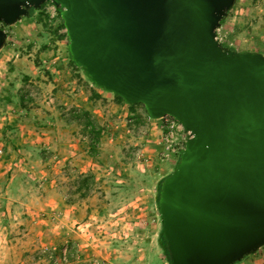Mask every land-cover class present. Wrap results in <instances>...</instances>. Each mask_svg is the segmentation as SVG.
I'll list each match as a JSON object with an SVG mask.
<instances>
[{
	"label": "water",
	"instance_id": "water-1",
	"mask_svg": "<svg viewBox=\"0 0 264 264\" xmlns=\"http://www.w3.org/2000/svg\"><path fill=\"white\" fill-rule=\"evenodd\" d=\"M48 1L93 84L190 132L159 190L171 263L235 264L264 246V54L218 39L235 0H0V23ZM7 37L0 26V49Z\"/></svg>",
	"mask_w": 264,
	"mask_h": 264
},
{
	"label": "rangeland",
	"instance_id": "rangeland-1",
	"mask_svg": "<svg viewBox=\"0 0 264 264\" xmlns=\"http://www.w3.org/2000/svg\"><path fill=\"white\" fill-rule=\"evenodd\" d=\"M40 18L47 19L50 24L46 28L48 31L57 26L64 27L59 7L50 2L41 11L36 10L14 24L0 23L8 31L4 48L0 51V119L10 112L15 114L13 117L11 113V122L3 124L4 130L35 125L58 104L56 94L51 86H47L56 72L44 63V59H50L53 52L39 53L43 46H51L48 36L42 33L46 24H40ZM219 36L227 46L264 54V0H235L219 27ZM67 48L66 43V59ZM61 52L59 49L54 54L59 60L63 58ZM65 74L86 88H99L91 84L82 68L75 63ZM109 95L117 98L114 93ZM50 96L53 98L51 102ZM101 97L100 104L112 102ZM129 105L133 112L125 119L126 124L117 128L110 126L109 138L90 149L89 168L84 166V162L85 170L82 172L73 161L74 164H68L66 170L79 178L61 180L67 182L66 186L76 187L84 177L91 176L85 191L97 194L92 200L90 197L93 196L82 198L86 204L94 205H91L94 211L86 212L81 225L82 238L67 243V264L70 259L73 264H169L159 240L162 219L157 191L160 179L175 169L180 154H164V143L158 132L162 129V119L149 117L141 103ZM82 118L86 120L87 117ZM40 255L45 256L46 253L40 252ZM60 256L61 252L59 259ZM61 264H65L64 261Z\"/></svg>",
	"mask_w": 264,
	"mask_h": 264
},
{
	"label": "crops",
	"instance_id": "crops-1",
	"mask_svg": "<svg viewBox=\"0 0 264 264\" xmlns=\"http://www.w3.org/2000/svg\"><path fill=\"white\" fill-rule=\"evenodd\" d=\"M39 20L43 26L46 24L42 33L51 44L43 46L39 53L53 52L44 63L56 72L47 86H51L59 105L51 107L44 120L25 129L14 126L3 129V124L15 117L12 112L13 117L4 115L0 119V148L4 151L0 155V264H49L47 256L40 252L51 248L60 251L67 243L82 238V221L86 212L94 211V205L86 204L82 198L93 196L92 200L97 194L62 182L73 177L66 170L68 164L75 161L82 172L84 162L89 168L90 149L109 138L110 126L117 128L126 124L125 119L133 112L131 105L109 95L113 93L86 88L66 75L65 71H71L73 64L68 48L65 50L67 59L64 57V45L68 44L66 31L60 26L48 31L47 19ZM59 49L63 56L60 60L54 56ZM101 96L112 102L100 104ZM87 123L92 124L87 126ZM158 132L162 133V129ZM263 248L235 264H264ZM73 262L68 260V264Z\"/></svg>",
	"mask_w": 264,
	"mask_h": 264
},
{
	"label": "built area",
	"instance_id": "built-area-1",
	"mask_svg": "<svg viewBox=\"0 0 264 264\" xmlns=\"http://www.w3.org/2000/svg\"><path fill=\"white\" fill-rule=\"evenodd\" d=\"M50 3L53 6H56L52 2ZM217 37L221 41V38L219 36V28H217ZM91 84L93 83L91 82ZM51 101H53V98L50 96L49 102ZM160 119H162L161 139L162 142L164 143V148H163L164 154L166 156L173 153L180 154L185 146V142L190 132L185 130L183 125L175 117L171 115H166ZM3 152H4L3 149L0 148V155H2ZM66 251H67V247L64 246L61 251H57V249L51 248V249H45L43 252L46 253L49 264H61L62 261L67 260ZM59 252H61L60 259L58 257Z\"/></svg>",
	"mask_w": 264,
	"mask_h": 264
},
{
	"label": "trees",
	"instance_id": "trees-1",
	"mask_svg": "<svg viewBox=\"0 0 264 264\" xmlns=\"http://www.w3.org/2000/svg\"><path fill=\"white\" fill-rule=\"evenodd\" d=\"M36 10H38V9L31 8L29 16H31ZM59 11H60V9H59ZM224 20H225V18L222 20V23L224 22ZM61 21H62V19H61ZM62 23H63V22H62ZM232 48H233V47H232ZM233 49H235V48H233ZM70 58H71V57H70ZM71 61L74 63V61H73L72 59H71ZM116 95H117V94H116ZM117 97L120 98L121 100H123L119 95H117ZM88 122H89V121H88ZM89 124H92V123H87V126H88ZM92 130H93V131L96 130L94 125H92ZM94 136H95V138H93V143H94V141H95V139H96L97 134L95 133ZM90 178H91V176H86V177H84V178L82 179L81 183L77 186V188H78L79 190H81V189H83V188H86V189H87V187H88V185H89V180H90ZM163 179H164V177L161 178L160 181H159V183H158L157 204H158V198H159V190H160L161 182H162ZM158 207H159V206H158ZM159 240H160V243H161V245H162V247H163V251H164V253H165L166 257H167L168 263H169V264H172L171 261H170L169 252H168V249H167V246H166V241H165V237H164V234H163V230H161V232H160Z\"/></svg>",
	"mask_w": 264,
	"mask_h": 264
}]
</instances>
